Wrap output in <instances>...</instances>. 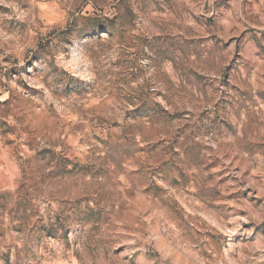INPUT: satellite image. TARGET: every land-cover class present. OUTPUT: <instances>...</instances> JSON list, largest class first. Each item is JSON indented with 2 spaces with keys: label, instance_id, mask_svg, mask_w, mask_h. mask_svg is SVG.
I'll return each instance as SVG.
<instances>
[{
  "label": "rangeland",
  "instance_id": "1",
  "mask_svg": "<svg viewBox=\"0 0 264 264\" xmlns=\"http://www.w3.org/2000/svg\"><path fill=\"white\" fill-rule=\"evenodd\" d=\"M0 264H264V0H0Z\"/></svg>",
  "mask_w": 264,
  "mask_h": 264
}]
</instances>
